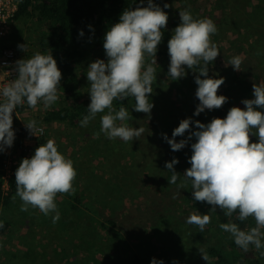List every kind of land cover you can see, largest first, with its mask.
<instances>
[{"label":"rangeland","instance_id":"obj_1","mask_svg":"<svg viewBox=\"0 0 264 264\" xmlns=\"http://www.w3.org/2000/svg\"><path fill=\"white\" fill-rule=\"evenodd\" d=\"M143 1L148 3V0ZM153 3L167 12V27L173 31L181 23L179 12L187 8L194 19H212L218 31L211 40L219 48V55L212 62L208 75L224 78L220 88L223 95L228 97L224 104L225 117L233 106L244 108L242 100L254 98L253 84L264 82V0H201L198 3L194 0H153ZM165 4L169 7L164 8ZM42 30L43 24L34 16L13 18L5 34L0 36V47H13L18 60L31 58L39 48ZM20 44H26V52L18 47ZM158 49L168 51V44L161 42ZM235 56L242 58V70H234L228 64ZM97 59L107 61L103 44L98 46L95 40L86 39L77 63L81 92L72 96L62 93L58 88L59 100L53 106L68 103V100H80L89 94L88 65ZM150 62L151 58H148L146 63ZM156 62L157 80L153 84L150 100L165 107L162 114L164 119L170 115L179 119L190 102L199 104L195 95L198 87L195 76L198 72L186 69V77L172 80L167 75L170 62L158 54ZM153 94H158L162 99H155ZM132 100L125 107L129 110L131 121L124 123L138 128L137 118L145 113L135 111V99ZM113 104L118 110L115 100ZM44 110L45 107L38 104L35 110L28 107L16 112L12 125L15 139L13 145L6 147L3 153L5 155L6 151H10L11 156L19 154L18 124L31 120L43 123L46 129L43 144L54 139L58 151L73 161L77 171L73 181L76 191L73 195L57 194L60 219L56 223L52 222L51 215L45 216L38 209L29 207L28 211H21L22 201L18 196L7 206L0 204V221L9 222V230L6 233L0 231V264H128L134 254H139V264H151L153 258L162 260L163 264H217L216 259L209 254L208 247H220L230 241L232 236L220 228L221 223H227V217L220 208L217 207L213 212L210 211L211 205L195 201L190 180L185 188L178 187L184 171L191 167V143L195 142V137L178 151H173L165 140L164 149L167 153L164 154L161 149L153 151V146L149 144L145 156H141L137 151L142 145L139 139L126 143L119 138L108 139L100 133L99 138H103L104 145H101L102 151L96 154L90 139L97 138L95 134L100 132L103 114H98L87 127H74L64 121H46ZM197 117L207 124L212 120V112L206 109ZM142 120L148 121L150 118L147 116ZM178 125L175 120H164L162 134L171 138ZM187 136L188 132L184 137H176V140ZM251 140L258 142V137L252 135ZM112 150L121 157L120 162L117 160V164L103 174L107 185L112 188L110 192L106 191L105 197L113 193L121 206H118L120 212L125 213L126 217L116 214L119 221L115 220L114 223L108 220L110 211L101 210L91 196L82 169L94 165L101 168L106 156L109 157L108 151ZM173 157L179 161L174 168L181 174L176 184L169 183L172 173L165 168V162L171 161ZM76 196L78 202L75 201ZM193 213L211 217L204 232H199L198 226L186 223L187 217ZM249 224L250 228L255 226L254 218L250 217ZM201 252L208 256L209 262L202 258ZM242 253L264 264V257L254 246L250 251L242 250Z\"/></svg>","mask_w":264,"mask_h":264},{"label":"clouds","instance_id":"obj_2","mask_svg":"<svg viewBox=\"0 0 264 264\" xmlns=\"http://www.w3.org/2000/svg\"><path fill=\"white\" fill-rule=\"evenodd\" d=\"M167 7L169 5L165 4L164 8ZM179 16L181 23L168 40L167 75L179 80L186 77V69L199 73L195 76L199 104L194 113L198 116L206 109L222 108L228 100L218 95L224 78L208 75L209 65L219 55V48L211 40L218 29L212 19H194L189 10L180 11ZM167 23V12L148 0L146 7L125 9L119 22L106 32L103 47L107 61L97 59L88 65L90 104L88 114L80 121L82 127H87L98 114H103L100 132L95 134L97 138L103 133L108 139L119 138L127 143L144 134L143 127H129L124 123L131 119L129 110L123 106L117 110L113 102L134 97V110L150 118L154 107L150 94L157 80L154 65ZM18 47L26 52V44ZM148 58H151L150 63H146ZM228 64L234 70H242L240 56L233 57ZM15 71L16 78L0 88V151L13 145V112L17 106L26 102L35 110L41 102L49 108L59 100L62 72L51 53L36 52L31 58H22L16 61ZM253 96V99L242 100L244 108L231 107L225 118L216 117L207 124L196 120L195 130L191 129L192 119L185 118L173 130L171 138L167 134L162 136L173 151L183 149L195 137V142L191 143V167L184 171L178 187L185 188L190 180L194 200L211 205L210 211L215 212L218 207L226 217L238 211L239 221L254 218L255 226L248 230H242L234 222L221 223L220 228L245 252L254 246L264 257L261 251L264 249V82L253 84ZM26 128L36 136L43 132L35 120L27 122ZM186 132V138L176 140ZM252 135L258 137V142L251 140ZM178 162L175 157L165 162V168L172 173L168 179L171 184H176L181 176L174 168ZM76 176L73 161L58 151L54 139H49L35 149L31 158L20 162L15 172L16 193L12 199L17 196L21 199V211H28L29 207L38 209L45 216L51 215L52 222L56 223L60 219L57 194H75ZM210 222L208 214L193 213L186 219L187 224L198 226L199 232H204ZM201 253L209 262L208 256ZM151 264H163V261L153 258Z\"/></svg>","mask_w":264,"mask_h":264},{"label":"trees","instance_id":"obj_3","mask_svg":"<svg viewBox=\"0 0 264 264\" xmlns=\"http://www.w3.org/2000/svg\"><path fill=\"white\" fill-rule=\"evenodd\" d=\"M201 0H194L198 3ZM137 6H147L146 2L141 0H18L17 9L13 14V18H19L22 16H34L40 23L43 24L42 34L39 37L38 44L39 48L36 52L47 55L52 54L54 59L57 61V66L62 72V79L58 88L62 93H69L72 96L79 94L82 89L81 78L77 71L78 59L82 56V47L86 42V39H93L98 46L104 43V37L109 28L119 22L120 15L125 9L131 10ZM188 10V8H187ZM91 26V27H89ZM83 31V35L80 32ZM162 38L163 43L168 44V40L174 31L170 27H166ZM0 47V52L1 48ZM158 55H162L167 61L170 62L168 51L158 49ZM203 63V62H201ZM211 64L209 65V69ZM198 70V69H197ZM199 74V73H198ZM218 95H223L221 88L218 89ZM155 99L161 100L162 98L158 94L152 95ZM134 97H128L123 101L115 100L118 108L121 106L128 107ZM2 102V101H0ZM40 104L43 105L41 102ZM90 104V93L82 96L79 100H68V103L61 104L59 106H51L45 108L44 119L46 121H64L71 126L81 127L80 121L85 115L88 114V105ZM154 107L151 110L150 120H142L148 115L143 114L137 118L139 120V126L145 129V132L139 138L142 141L144 148L140 146L137 151L140 155L145 156L146 148L149 144L155 149H161V152L167 153L164 149V141L162 133L163 121L167 119L175 120L178 123L182 119L191 118L192 127H195V121L198 120L197 115H194L197 104L190 102L186 108V111L182 112V117L170 115L168 118H163L165 107L161 104L153 103ZM29 106L25 102L22 106H17L13 112V123L15 121L16 112L27 109ZM212 119L219 117L225 118V106L223 105L220 109L211 110ZM149 117V116H148ZM128 121H131L128 120ZM136 122V120H135ZM104 137V136H103ZM105 138V137H104ZM44 136L33 145L35 150L40 144L45 142ZM90 142L94 147L96 154L102 151L101 145H104L103 138H91ZM153 143L156 145L154 146ZM18 146L21 148L22 144L19 142ZM146 149V150H145ZM95 154V155H96ZM109 157L106 156L105 162L102 167L98 165L91 166V168H82L83 175L86 182L87 188L94 200L100 205L101 210H107L109 212L108 220L114 223L115 220L119 221L118 216L125 217V213H121L118 206V199L115 198L113 193H109L107 198L106 191L112 190L107 185L103 174L110 169V167L117 164V160L120 162V157L115 151H108ZM138 154V153H137ZM95 155L93 158H95ZM4 153L0 151V204L7 206L11 202L13 196L16 193L15 185V172L18 168L22 159L27 158L23 151L19 154V159L16 164L12 165L13 172L8 176V186L4 188ZM164 158V156H162ZM101 161V160H99ZM111 174V172H108ZM105 178V179H104ZM106 182V183H105ZM110 184V183H109ZM107 185V186H106ZM132 198V197H131ZM120 199V197H119ZM105 200L107 202L105 203ZM75 201L78 202L79 198L76 196ZM74 208H77L76 204H73ZM121 207V206H120ZM125 211V210H124ZM118 214V216H115ZM238 211L234 212L230 217H227V223L234 222L242 230L250 229V217L246 221H239L237 219ZM3 221V227H0L2 233H6L9 230V222ZM234 239L231 237L230 241L223 244L220 247L209 246L208 252L216 259L217 264H260L259 260L253 256H248L242 253ZM141 258L139 254H134L128 264H139ZM94 264V263H91Z\"/></svg>","mask_w":264,"mask_h":264},{"label":"built area","instance_id":"obj_4","mask_svg":"<svg viewBox=\"0 0 264 264\" xmlns=\"http://www.w3.org/2000/svg\"><path fill=\"white\" fill-rule=\"evenodd\" d=\"M18 0H0V36L4 35L7 31L10 22L13 20V14L17 9ZM16 61H18L17 52L11 46H4L1 48L0 52V88L4 85L12 82L17 73L15 71ZM2 101V98H0ZM27 122H21L17 125L16 132L19 135L22 147L20 148L19 154L23 151L27 158L33 155V145H35L39 139L45 135L46 129L43 123H37V127L42 128V133H37L36 135L30 134L29 130L26 128ZM10 151H6L4 156V188L8 186L7 178L13 172L12 165L18 162L19 154H9Z\"/></svg>","mask_w":264,"mask_h":264},{"label":"crops","instance_id":"obj_5","mask_svg":"<svg viewBox=\"0 0 264 264\" xmlns=\"http://www.w3.org/2000/svg\"><path fill=\"white\" fill-rule=\"evenodd\" d=\"M21 120V118H19Z\"/></svg>","mask_w":264,"mask_h":264}]
</instances>
